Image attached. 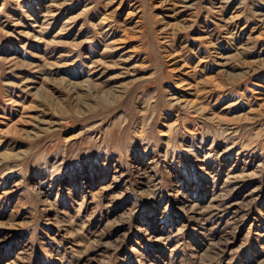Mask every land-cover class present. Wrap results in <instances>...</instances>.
I'll list each match as a JSON object with an SVG mask.
<instances>
[{
  "label": "rangeland",
  "instance_id": "obj_1",
  "mask_svg": "<svg viewBox=\"0 0 264 264\" xmlns=\"http://www.w3.org/2000/svg\"><path fill=\"white\" fill-rule=\"evenodd\" d=\"M0 264H264V0H0Z\"/></svg>",
  "mask_w": 264,
  "mask_h": 264
}]
</instances>
